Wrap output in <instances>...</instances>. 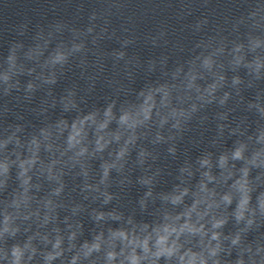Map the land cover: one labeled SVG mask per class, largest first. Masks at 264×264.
<instances>
[{
  "label": "clouds",
  "instance_id": "clouds-1",
  "mask_svg": "<svg viewBox=\"0 0 264 264\" xmlns=\"http://www.w3.org/2000/svg\"><path fill=\"white\" fill-rule=\"evenodd\" d=\"M246 2L247 9L231 18L229 35L217 31L202 37L193 48L199 52L164 72L165 79L141 88L134 100L117 106L113 99L85 112L69 89L59 102L62 112L75 111L71 120L61 116L23 136L22 124L0 130V264H264V232L259 231L264 224V89L246 103L257 116L255 127L244 120L235 127L218 123L211 144H221L228 128L229 136H236L231 147L218 154L206 150L195 162L186 159L169 191L154 193L160 170L149 172L147 162L156 155L138 143H167V152L175 156V141L196 113L213 103L224 107L234 94L242 101V85L264 81V0ZM196 7L194 0H102L84 27L58 20L47 31H37L27 48L13 43L0 60V94L19 91V77L26 74L24 97L31 99L37 88L54 85L71 60L86 69L90 52L97 57L89 77L93 83L104 71L105 56L113 59V67L124 61L127 69L136 62L128 56L129 45L141 36L153 46L167 45L176 30L173 21L184 20ZM112 17L122 21L119 34L110 28ZM141 23L151 28L140 33ZM208 24L209 14L202 13L183 27L200 33ZM105 34L115 37L119 48L104 53L89 47ZM166 62L167 57L160 59L162 68ZM155 66L149 61V70ZM227 71L233 73L230 80ZM56 103L53 98L51 107ZM232 110L217 113L218 120L226 121ZM133 149V163L144 172L137 182L147 189L138 201L140 211L160 201L151 220H137L134 212L125 215L115 207L104 210L116 198L109 191L111 173L122 175L121 185L130 182L123 174ZM97 159L94 173L91 162ZM68 174L82 178L81 201L64 199ZM10 180L14 187L7 191ZM84 201H98L99 207ZM61 209L67 212L62 218ZM85 211L95 223L90 238L81 239L79 217ZM230 221L233 229L225 232ZM251 232L256 233L253 239L248 238Z\"/></svg>",
  "mask_w": 264,
  "mask_h": 264
},
{
  "label": "water",
  "instance_id": "water-1",
  "mask_svg": "<svg viewBox=\"0 0 264 264\" xmlns=\"http://www.w3.org/2000/svg\"><path fill=\"white\" fill-rule=\"evenodd\" d=\"M178 2L179 0H173V3ZM101 3L102 0H0V60L7 56L13 43L22 42L27 48L34 42L33 37L37 31L40 29L47 31L49 26L58 20L77 27H84L88 23V14ZM194 3L197 7L191 15L180 22L173 21L176 30L169 36L167 45L153 46L150 43H145L143 36H141L136 44L129 45L127 49L128 56L135 58L136 62L130 64L127 69L123 66L124 61H120L113 67V59L110 56H105L104 71L97 76L94 83L89 79L94 74L96 67L94 61L97 57L92 52L88 54L86 69L79 65L78 59L71 60L54 85H44L37 88L31 99H25L23 91V85L30 77L26 74L21 75L19 77L21 81L19 91L14 89L9 95L0 94V130L8 125L22 124L24 125V133L21 135L23 136L61 116L71 120L76 114L75 111L62 112V106L59 102L69 89L75 90L79 107L85 112L93 108L102 109L113 99L117 101V106L126 101H132L141 88L149 83L165 79L164 72L170 73L178 64L185 63L199 52L200 49L193 51V48L202 37L215 35L217 31H220L222 35H229L231 18L239 16L247 9L246 0H207V4L204 3V0H194ZM202 13L209 14V24L203 32L195 33L190 27H183V25L194 24ZM121 23L122 21L118 17H112L110 28H116L119 34ZM150 28L151 24L141 23L138 32L144 33ZM67 37L68 33L65 32V38ZM119 46V41L115 37L109 39L107 34L99 40L98 45L89 43L90 48L98 47L104 53H110ZM162 57H167V62L163 68L160 65ZM149 61H156L153 70H149ZM128 73L131 75L129 76ZM239 74L244 77V70L241 69ZM232 75L231 71H227L229 80ZM200 83L204 82L201 81ZM49 89H51V96L48 95ZM258 89H264V81L257 82L253 87L242 85L240 92V96L243 97L242 101L234 94L224 107L213 103L196 113L182 136L177 137L175 141L177 148L175 156L167 152L169 146L167 143L153 146L148 140L138 142L152 150L156 155L155 160L149 158L147 162L152 165L149 172L156 171V169L160 170L153 186L154 193L169 191L175 183H178V169L186 159L195 162L196 158L206 150L218 154L220 150L231 147L236 136H229L228 128L224 129V135L220 137L221 144L215 146L211 144V141L217 138L218 123L235 127L237 123L244 120L245 124H251L254 128L257 116L254 112L246 109V103L255 97ZM53 98L57 101L55 107H51ZM41 108H47V111L42 112ZM229 108L233 110L228 113V119L219 121L217 113ZM205 116L207 118L201 122V117ZM249 130L251 131V128ZM136 151L137 149H133L129 158V165L126 166L123 174L129 177L130 182L121 185L119 181L122 175L115 171L111 173L109 191L116 193V198L105 205L104 210H111L115 207L123 211L125 215L134 212L137 220L141 218L151 220L153 216L150 213L159 207L160 201L157 199L154 204L150 201L148 208L143 213L140 211L138 201L147 189L146 186L137 182V178L144 172L141 167L133 163L136 159ZM99 164V159L91 162L94 173L98 171ZM14 174L13 170V176ZM252 175H255V171ZM95 178L98 179V175ZM81 179L80 177L73 178L72 174L65 176L67 187L64 199L66 201L69 199L77 202L82 200V194L78 187ZM195 179H198V174L193 182ZM12 187H14V183L10 180L7 191H10ZM74 187L75 191L72 190ZM7 191L4 195H7ZM84 203L90 208L99 207L98 201H84ZM66 214L65 210H60L61 218ZM79 219L83 221L84 229L81 239L90 238L95 222L89 217L88 211H85ZM232 229L233 224L230 221L225 227V232ZM259 231L264 232V224L261 225ZM255 235V232H251L248 238L253 239ZM55 264H59V261Z\"/></svg>",
  "mask_w": 264,
  "mask_h": 264
}]
</instances>
